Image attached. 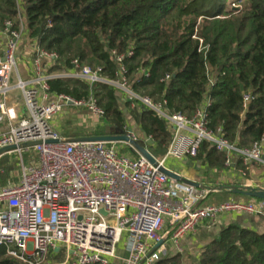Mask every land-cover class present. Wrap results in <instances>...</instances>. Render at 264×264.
Returning <instances> with one entry per match:
<instances>
[{"label": "built area", "instance_id": "built-area-1", "mask_svg": "<svg viewBox=\"0 0 264 264\" xmlns=\"http://www.w3.org/2000/svg\"><path fill=\"white\" fill-rule=\"evenodd\" d=\"M22 1L17 0V28L7 20L0 29L5 36L0 51V125H6L0 129V148L39 143L6 153L16 156L19 178L0 186V251L20 264H159L168 257L167 242L175 252L181 251L180 241L195 235L204 223L213 225L224 214L264 216V200L202 204L214 189L187 185L159 170H169L167 160L195 158L202 142L224 154L226 168H234L237 160L241 177L252 163L264 168V132L248 148L231 144L220 128L208 127L209 101L191 117L169 112L162 103L128 88L121 57L116 58L120 64L117 80L104 77L99 67L81 65L77 58L71 68L55 72L51 69L58 54L35 42L33 75L27 80L17 75L12 82L25 33ZM52 78L80 80L89 92L80 98L52 93L48 85ZM96 83L115 87L131 107L151 110L165 122L170 141L163 157H154L157 165L138 153L137 158L131 157L121 149L123 143L66 138L51 126L53 118L68 106L103 123L105 112L92 90ZM13 92L20 94L25 108L21 118L7 105ZM251 100V94L244 93L243 107ZM127 129L125 134L137 140L138 134ZM24 150L31 152L27 163ZM122 239L127 242L122 247L125 254L117 251Z\"/></svg>", "mask_w": 264, "mask_h": 264}, {"label": "trees", "instance_id": "trees-1", "mask_svg": "<svg viewBox=\"0 0 264 264\" xmlns=\"http://www.w3.org/2000/svg\"><path fill=\"white\" fill-rule=\"evenodd\" d=\"M20 8L24 36L58 54L52 71L71 68L77 58L81 65L99 67L104 77L117 80L116 58L121 57L126 85L135 94L187 117L209 101L208 127L220 128L228 142L248 148L261 138L264 0H23ZM7 20L17 28V0H0V29ZM48 85L52 93L74 98L89 92L77 79L52 78ZM92 90L105 112L104 123L119 130L92 136L125 133L128 114L151 143L143 135L137 141L155 158L165 154L170 134L161 118L151 110L131 107L124 96L118 99L111 85L96 83ZM246 92L252 100L244 108ZM120 146L138 157L128 145ZM10 155L0 157V181L11 173L6 162ZM195 158L224 167V154L207 142L201 143ZM173 258L159 264L174 263ZM0 264L20 263L0 251ZM198 264H264V233L229 224L203 247Z\"/></svg>", "mask_w": 264, "mask_h": 264}, {"label": "crops", "instance_id": "crops-1", "mask_svg": "<svg viewBox=\"0 0 264 264\" xmlns=\"http://www.w3.org/2000/svg\"><path fill=\"white\" fill-rule=\"evenodd\" d=\"M5 43V36L0 34V51ZM34 42H29L26 36H23L19 44L17 52V63L16 69L12 76V82H15L17 75L27 80L33 75L32 62L33 54L32 48ZM8 108L14 112V115L21 118L25 115V108L21 96L18 92H13L7 100ZM6 125L1 124L0 129L5 130ZM136 128V124L134 125ZM140 134L139 129L135 133ZM5 155V154H4ZM1 157V156H0ZM167 167L179 176L191 180L197 183L198 187H205L214 189L215 191L209 193L202 201V204H218L227 200H252L253 198L234 194L229 192L230 186H235L238 190H247V188H253L255 190L264 191V168L256 163L250 164L246 169V176L241 177L237 170L241 167L240 163L236 160L234 168H226V172L232 178L235 185H226L224 182L221 184L209 182L204 171L207 169H213L204 158L202 159H190L186 158L183 160H167ZM225 172V171H224ZM229 224H236L240 227H244L253 230L257 233H264V216H255L243 213L235 214H224L222 215L215 224L210 225L207 223L202 224L195 235L187 236L180 241L181 251L175 252L169 245L168 257L180 256L182 260L190 254H196V249L201 248L206 242H210L218 232L228 226ZM119 253H124L123 249H120ZM125 254V253H124ZM167 258V257H166Z\"/></svg>", "mask_w": 264, "mask_h": 264}, {"label": "rangeland", "instance_id": "rangeland-1", "mask_svg": "<svg viewBox=\"0 0 264 264\" xmlns=\"http://www.w3.org/2000/svg\"><path fill=\"white\" fill-rule=\"evenodd\" d=\"M115 94L118 99H119V96L120 98L123 96L119 91H116ZM120 106L122 108L124 107V104L122 103V101L120 102ZM126 123L128 127H131L134 131L138 130L137 125H136V128H134L135 123L132 121L131 117L128 114L126 118ZM51 126L55 128L63 137H66L67 135H70V134H80L81 135L80 138L81 137L87 138V136H92L100 132L109 133V134L119 132V130L114 128V126L105 124L104 121L103 123L95 122L91 117H89L84 112V110L72 108V107H65L60 114L55 116L52 120ZM138 136H142V134L138 133ZM156 157L157 159H160L163 157V155L162 156L157 155ZM23 159L25 163L30 161L31 153L29 155L24 153ZM4 160H6V158ZM7 160H8L6 161L7 165L10 166L12 170L9 176L5 179V181H0V186H4L8 183H14L19 178V166H18V160L16 156L10 155L8 156ZM226 170H227L226 168L207 169V171H204V174H206L207 178L209 179V182L217 183V184H221L222 182H224V184L226 185H235V183L232 181V178L228 175ZM208 243L209 242H206L201 248H197L196 254H194L193 252L188 254L185 257V260H182V258H180V256L177 255L173 258L172 262L178 263V264H198V258L201 254V251L203 247ZM126 245H127V242L125 241V239H122L117 249L118 253L120 252V247L122 248V247H125ZM167 245L171 247V244L169 242H167Z\"/></svg>", "mask_w": 264, "mask_h": 264}, {"label": "water", "instance_id": "water-1", "mask_svg": "<svg viewBox=\"0 0 264 264\" xmlns=\"http://www.w3.org/2000/svg\"><path fill=\"white\" fill-rule=\"evenodd\" d=\"M139 130L142 132V130L139 128ZM128 132H132L133 129L131 127H128L127 129ZM143 138L145 140H147L149 143H151V140L148 139V137L142 132ZM80 140H91V141H96V140H100V141H112V142H116V143H123L128 145L130 148H132L136 153H138L140 156L144 157L148 162H150L153 165H157L156 164V160L154 158V156L144 147L142 146L137 140H133L131 138H129V136L125 133H121V134H115V135H104V136H93V137H87V138H80ZM39 142H27V143H23L20 146L16 147L15 145H10V146H5L0 148V156L13 151L17 148H31L32 146H34L35 144H38ZM159 170L164 173L166 176H168L169 178H172L176 181L185 183L187 185H191L194 187H198L199 185L191 180H188L186 178H183L181 176H179L178 174L174 173L173 171H170L168 169H165L163 167H159ZM229 190L234 193V194H238V195H242V196H246V197H250L253 199H261L264 200V191L263 190H255L253 188H247V190H238L235 186H230ZM101 212H103L101 210ZM162 244V240L159 241L154 249H156L157 247H159Z\"/></svg>", "mask_w": 264, "mask_h": 264}]
</instances>
